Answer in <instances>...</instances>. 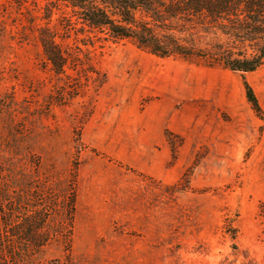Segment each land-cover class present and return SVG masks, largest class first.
I'll return each mask as SVG.
<instances>
[{
    "label": "rangeland",
    "instance_id": "obj_1",
    "mask_svg": "<svg viewBox=\"0 0 264 264\" xmlns=\"http://www.w3.org/2000/svg\"><path fill=\"white\" fill-rule=\"evenodd\" d=\"M245 77L259 107L219 61L0 0V264H264V63Z\"/></svg>",
    "mask_w": 264,
    "mask_h": 264
},
{
    "label": "trees",
    "instance_id": "obj_2",
    "mask_svg": "<svg viewBox=\"0 0 264 264\" xmlns=\"http://www.w3.org/2000/svg\"><path fill=\"white\" fill-rule=\"evenodd\" d=\"M64 1L89 27L106 30L114 38L132 39L157 56L201 55L207 61L221 62L242 75L249 100L259 107L245 75L264 63V0ZM46 53L54 69L64 71L60 48L50 42ZM9 199L3 189L0 202L3 205Z\"/></svg>",
    "mask_w": 264,
    "mask_h": 264
}]
</instances>
